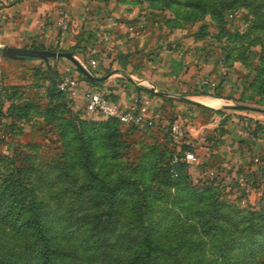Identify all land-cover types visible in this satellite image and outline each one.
<instances>
[{
	"label": "rangeland",
	"instance_id": "1",
	"mask_svg": "<svg viewBox=\"0 0 264 264\" xmlns=\"http://www.w3.org/2000/svg\"><path fill=\"white\" fill-rule=\"evenodd\" d=\"M151 3L153 34L165 43L178 38L176 28H182L181 51L197 75L204 76V85L193 92L209 96L187 100L182 92L180 99L171 97L194 113L176 112L172 101L161 110L157 127L117 123L89 111L78 97L59 94L56 84L63 74L54 72L58 58L3 60L0 50V155L17 164L19 151L35 155V186L46 209L56 264L135 263L141 195L134 188L107 191L102 180L113 185L128 179L143 190L154 240L182 264H233L219 260L217 237L208 230L218 216L217 203L225 209L226 237L231 216L264 207V0ZM75 48L35 49L78 54ZM81 64L96 74L86 57ZM76 69L75 76L82 79ZM149 91L145 89L156 95ZM208 100L222 105L208 106ZM9 113L11 119H6ZM173 121L184 125L196 158L182 180L170 179L165 171L171 150L164 125ZM193 127L202 128L198 136ZM255 218L264 221V213ZM26 241L0 216V264H37ZM246 253L240 250V264L249 261ZM261 255L256 264H264V251Z\"/></svg>",
	"mask_w": 264,
	"mask_h": 264
},
{
	"label": "crops",
	"instance_id": "2",
	"mask_svg": "<svg viewBox=\"0 0 264 264\" xmlns=\"http://www.w3.org/2000/svg\"><path fill=\"white\" fill-rule=\"evenodd\" d=\"M62 6L73 19L69 31L56 24ZM153 8L151 0H0V50L5 46L76 47L75 57L81 62L86 57L89 64L96 60L95 76L104 78L98 85L82 79V86L99 88L124 106L135 97L150 96L145 92L148 89L156 93L150 97L158 117L165 105L172 106V101L176 112L182 109L183 114L194 113L187 103L170 98L180 99L185 92L183 97L187 100L206 99L209 96H196L193 92V88L204 85L200 79L204 76L197 75L189 57L181 51V27L176 28L179 37L174 41L175 37H171L163 43L153 34L150 20ZM2 58L15 60L3 55ZM57 60L63 76L78 72L63 57ZM78 98L84 102L81 96ZM205 104L222 105L219 100H208ZM192 130L193 136H198L202 128Z\"/></svg>",
	"mask_w": 264,
	"mask_h": 264
},
{
	"label": "trees",
	"instance_id": "3",
	"mask_svg": "<svg viewBox=\"0 0 264 264\" xmlns=\"http://www.w3.org/2000/svg\"><path fill=\"white\" fill-rule=\"evenodd\" d=\"M32 47L40 48L39 46ZM72 53L76 55L74 52ZM18 59L30 60L35 58L25 57ZM55 70V74L59 75L58 68H55ZM62 78L63 76H60L57 82ZM83 79L93 85L100 84V82L91 81L85 76H83ZM57 84L56 89L58 93L65 95L57 87ZM12 105L10 106L11 109ZM10 115L11 113L5 115L6 119H11ZM108 118L120 123L114 117ZM167 142L169 144L168 134ZM83 147H85L84 144ZM169 148L171 156L165 169L167 176L173 180L187 179L190 165L185 161L172 164L177 151L170 147V145ZM181 150L182 152L185 150L193 151L191 142L183 144ZM18 154L22 155L20 159L21 163L19 164H17L14 158L0 155V216L7 224L12 225L13 228L17 227V230L27 238L25 249L27 252L32 253L37 264H56V248L47 233L45 223L46 209L38 199L35 186L34 174L38 170L35 164V155L26 153L25 151H19ZM101 184L107 191H127L134 188L141 195L142 203L138 204L135 215L136 225L134 228L137 233L136 241L139 243V248L134 264H182L179 256H175V260H171V250L165 246H161L154 240L151 225L144 211L145 205L143 202H145V199L142 198L145 195L143 196V190L137 189V186L128 179H121L113 185L102 180ZM222 206V203H217L216 213L218 216L214 217L215 223L212 225L213 227L208 229L212 230L214 237H217L214 246L219 255V260L221 262L228 260L232 261L233 264H240L239 253L240 250L244 249L249 256V261L245 264H256L262 257L261 253L264 251V221L258 220L255 218V215L260 213L263 216L264 207L259 212L250 207L249 211H241L245 213L244 216H231L233 220V224H231L232 228H230L231 234L226 237L223 235L226 227L223 219H221L222 211L225 210Z\"/></svg>",
	"mask_w": 264,
	"mask_h": 264
},
{
	"label": "built area",
	"instance_id": "4",
	"mask_svg": "<svg viewBox=\"0 0 264 264\" xmlns=\"http://www.w3.org/2000/svg\"><path fill=\"white\" fill-rule=\"evenodd\" d=\"M56 24L63 31H69L73 25V19L64 6L59 11ZM90 65L92 68H96L97 61L92 59ZM82 79L75 75L63 76L58 83V88L70 99L81 96L89 111L97 115L114 117L123 125L139 129L153 128L159 125V117L156 115L154 101L150 96L135 97L131 103L124 106L99 88L82 86ZM164 127L168 134L170 147L177 151L172 164L185 161L190 165L196 158L194 151L185 150L182 152L181 150L183 144L190 143L184 125L179 121H173Z\"/></svg>",
	"mask_w": 264,
	"mask_h": 264
},
{
	"label": "water",
	"instance_id": "5",
	"mask_svg": "<svg viewBox=\"0 0 264 264\" xmlns=\"http://www.w3.org/2000/svg\"><path fill=\"white\" fill-rule=\"evenodd\" d=\"M2 55L9 58H19V57H29V58H61L65 57L69 59L81 72L82 74L90 79L91 81L100 82L104 78L96 77L90 71H88L81 62L75 57L72 52H62V51H52L46 49H35V48H25V47H11L5 46L2 49Z\"/></svg>",
	"mask_w": 264,
	"mask_h": 264
}]
</instances>
